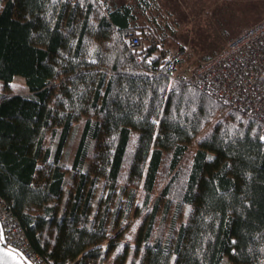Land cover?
<instances>
[{
    "label": "trees",
    "instance_id": "16d2710c",
    "mask_svg": "<svg viewBox=\"0 0 264 264\" xmlns=\"http://www.w3.org/2000/svg\"><path fill=\"white\" fill-rule=\"evenodd\" d=\"M148 7L0 0V194L49 264H264V123L173 78L164 36L136 58Z\"/></svg>",
    "mask_w": 264,
    "mask_h": 264
},
{
    "label": "built area",
    "instance_id": "2783aa9c",
    "mask_svg": "<svg viewBox=\"0 0 264 264\" xmlns=\"http://www.w3.org/2000/svg\"><path fill=\"white\" fill-rule=\"evenodd\" d=\"M113 3L117 0H101ZM128 43L136 58L146 44L158 42L156 35L149 33L144 42L141 34L130 30ZM171 57L173 52L166 49L163 53ZM173 78H182L199 87L215 99L225 103L229 109L246 112L249 116L264 123V17L255 24L244 28L230 39L218 53L203 60L191 73L178 68ZM0 222L6 243L22 251L36 264H49L40 253L35 251L18 217L9 202L0 194Z\"/></svg>",
    "mask_w": 264,
    "mask_h": 264
},
{
    "label": "rangeland",
    "instance_id": "374dc122",
    "mask_svg": "<svg viewBox=\"0 0 264 264\" xmlns=\"http://www.w3.org/2000/svg\"><path fill=\"white\" fill-rule=\"evenodd\" d=\"M128 1L131 0H117L114 3ZM159 1L158 7H154L150 12L154 15L155 21H148L147 19L150 17L146 16L145 13L139 14L137 23L140 25L146 24L148 29L145 30L139 27L131 30L139 32L145 43H147L146 37L149 33L157 37L160 34L165 35V46L171 49L173 53H178L181 51L180 48H183L181 52L183 62L179 68L187 73H191L206 57L222 50L226 43L237 36L244 28L255 24L264 17V0H213V6L205 11L176 9L173 6V0ZM206 22L207 25L204 24ZM2 85L3 80L0 79V87ZM10 90L16 93H26L28 88L23 78L16 77ZM83 125V121L78 124L77 130L66 146L64 160L68 165L72 164ZM45 143L46 145L52 143L51 131H48ZM106 191L107 189L104 190L103 194ZM139 201L138 199L137 202ZM141 220V216H135L134 209V212L126 221L129 227L125 241L133 242L135 240ZM224 264L234 263L229 256H226Z\"/></svg>",
    "mask_w": 264,
    "mask_h": 264
},
{
    "label": "water",
    "instance_id": "95a60500",
    "mask_svg": "<svg viewBox=\"0 0 264 264\" xmlns=\"http://www.w3.org/2000/svg\"><path fill=\"white\" fill-rule=\"evenodd\" d=\"M0 264H36L27 258L20 249L6 243L0 222Z\"/></svg>",
    "mask_w": 264,
    "mask_h": 264
},
{
    "label": "crops",
    "instance_id": "0c3cea01",
    "mask_svg": "<svg viewBox=\"0 0 264 264\" xmlns=\"http://www.w3.org/2000/svg\"><path fill=\"white\" fill-rule=\"evenodd\" d=\"M150 2L153 4V8L154 7L157 8L158 7L157 4L160 3L159 0H150ZM164 2H167V0H164ZM212 2H213V0H173V6H175L174 8H176V9H183V10L184 9H186V10L190 9V10H201V11L203 10V11H205L206 9L209 10L213 6ZM153 8L148 7L145 11L146 16L150 17L147 19L150 22H151V20H154V15L150 13L151 10H153ZM156 16H157V14H156ZM204 24L207 25V22ZM161 36H165V35L160 34V37Z\"/></svg>",
    "mask_w": 264,
    "mask_h": 264
}]
</instances>
